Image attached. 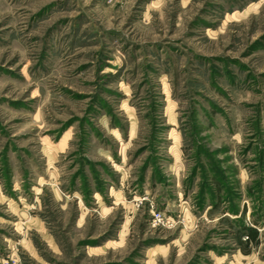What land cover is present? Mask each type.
Wrapping results in <instances>:
<instances>
[{
  "label": "rangeland",
  "instance_id": "rangeland-1",
  "mask_svg": "<svg viewBox=\"0 0 264 264\" xmlns=\"http://www.w3.org/2000/svg\"><path fill=\"white\" fill-rule=\"evenodd\" d=\"M11 259L264 264V0H0Z\"/></svg>",
  "mask_w": 264,
  "mask_h": 264
},
{
  "label": "trees",
  "instance_id": "trees-1",
  "mask_svg": "<svg viewBox=\"0 0 264 264\" xmlns=\"http://www.w3.org/2000/svg\"><path fill=\"white\" fill-rule=\"evenodd\" d=\"M242 233L246 234V236L248 237V241L247 244L252 243L253 241H256L258 238V233L255 229L252 228H246L245 231H243Z\"/></svg>",
  "mask_w": 264,
  "mask_h": 264
},
{
  "label": "built area",
  "instance_id": "built-area-1",
  "mask_svg": "<svg viewBox=\"0 0 264 264\" xmlns=\"http://www.w3.org/2000/svg\"><path fill=\"white\" fill-rule=\"evenodd\" d=\"M162 218H163V217H162V215H161L160 213H157V214L154 213V221H155L156 223H162V221H163ZM245 239L248 240V237L246 236ZM2 264H16V263L11 259L10 261H8V260H4V261L2 262Z\"/></svg>",
  "mask_w": 264,
  "mask_h": 264
}]
</instances>
